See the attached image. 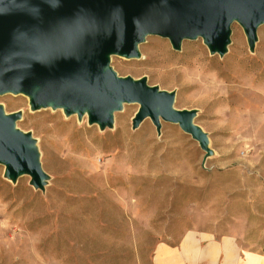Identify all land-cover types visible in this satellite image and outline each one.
Masks as SVG:
<instances>
[{
  "label": "rangeland",
  "instance_id": "rangeland-1",
  "mask_svg": "<svg viewBox=\"0 0 264 264\" xmlns=\"http://www.w3.org/2000/svg\"><path fill=\"white\" fill-rule=\"evenodd\" d=\"M138 52L111 56L109 67L172 92L175 109L194 111L210 153L177 124L161 121L157 132L145 118L133 128L137 103H123L101 129L86 114L0 95L47 176L38 189L0 165V264H152L157 243L190 232L234 235L264 252V24L253 50L233 22L222 56L200 37L175 50L148 35ZM48 116L64 124L57 135L42 129Z\"/></svg>",
  "mask_w": 264,
  "mask_h": 264
},
{
  "label": "water",
  "instance_id": "water-1",
  "mask_svg": "<svg viewBox=\"0 0 264 264\" xmlns=\"http://www.w3.org/2000/svg\"><path fill=\"white\" fill-rule=\"evenodd\" d=\"M233 22L253 50L264 0H0V95H25L32 110L86 114L101 129L112 126L123 103H137L133 128L145 118L157 132L161 121L177 124L210 153L193 110L175 109L174 94L145 78L118 77L109 59L138 58L148 35L167 38L175 50L200 37L210 54L222 56ZM18 118L0 106V165L11 180L28 175L43 189L47 176L33 140L15 127Z\"/></svg>",
  "mask_w": 264,
  "mask_h": 264
},
{
  "label": "crops",
  "instance_id": "crops-1",
  "mask_svg": "<svg viewBox=\"0 0 264 264\" xmlns=\"http://www.w3.org/2000/svg\"><path fill=\"white\" fill-rule=\"evenodd\" d=\"M152 264H264V252L245 249L234 235L190 232L174 245L157 243Z\"/></svg>",
  "mask_w": 264,
  "mask_h": 264
},
{
  "label": "bare ground",
  "instance_id": "bare-ground-1",
  "mask_svg": "<svg viewBox=\"0 0 264 264\" xmlns=\"http://www.w3.org/2000/svg\"><path fill=\"white\" fill-rule=\"evenodd\" d=\"M49 123V124H47ZM47 124L46 126H43L42 129L46 132H50L52 134L57 135L58 133L61 132L64 124L61 121H57L53 119L51 116H48L47 118L44 119V123Z\"/></svg>",
  "mask_w": 264,
  "mask_h": 264
}]
</instances>
